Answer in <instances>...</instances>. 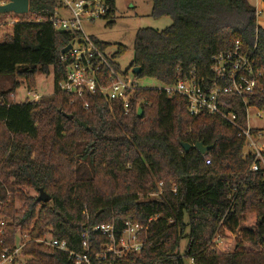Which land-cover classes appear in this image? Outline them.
<instances>
[{
  "label": "trees",
  "instance_id": "1",
  "mask_svg": "<svg viewBox=\"0 0 264 264\" xmlns=\"http://www.w3.org/2000/svg\"><path fill=\"white\" fill-rule=\"evenodd\" d=\"M57 2L29 0V18L14 22L0 41V76L18 75L28 90L38 71L52 70L54 79L52 93L36 101L15 103V80L0 92L2 239L13 246L19 230L31 239L50 233L80 250L83 228L113 223L119 233L131 219L147 225L146 241L118 264H264V177L250 172L253 157L242 156L244 139L218 115H190L183 96L162 88L135 90L127 117L109 113L98 96L72 101L57 83L65 73L59 56L73 35L46 21ZM255 12L248 0H151V16H169L171 23L136 30L127 70L139 67L136 79L163 85L192 69L205 77L211 58L239 40L263 72V92L251 104L264 109V26L257 27ZM114 13L111 0L107 27ZM125 52L116 44L114 56ZM196 142L211 148L201 156L181 147ZM39 189L50 196L47 203L29 193ZM90 235L96 250L104 238ZM22 255L27 264H73L66 253L34 241Z\"/></svg>",
  "mask_w": 264,
  "mask_h": 264
},
{
  "label": "built area",
  "instance_id": "2",
  "mask_svg": "<svg viewBox=\"0 0 264 264\" xmlns=\"http://www.w3.org/2000/svg\"><path fill=\"white\" fill-rule=\"evenodd\" d=\"M110 1L58 0L54 13L46 21L55 30L73 35L70 48L59 56L65 73L57 83L58 88L69 95L72 101L83 99L87 94L101 97L106 102L109 113L118 112L120 116L127 117L131 111L134 92L139 88L132 69L120 71L114 61L105 57V50L98 47L94 37L86 35L82 30L83 23L106 18ZM5 2L6 0H0V5ZM257 3L256 24L257 27H263L264 0H258ZM41 20V17L35 19L36 22ZM262 75L252 52L236 40L232 48L211 58L208 76H198L192 69L183 78L172 85H164L162 89L168 96L175 93L183 96L190 115L196 116L201 112L215 114L235 128L237 136L244 139V148H248L246 152L243 149L242 156L253 157L250 172H258L264 177V134L251 125V115L255 119L261 118L259 113H255L260 108L251 102L263 92L260 82ZM27 94L30 95L29 91ZM31 97L30 101L39 99L35 94ZM83 107L87 110L90 104L84 101ZM205 162L209 164L210 160L207 158ZM160 185L161 183L158 186ZM229 200L232 201L230 197ZM151 220L152 218L148 221ZM6 223L0 217V264H27V257L22 255V250L31 241L66 253L73 264H118L141 250L147 231V225L131 219L123 222L119 233L115 232L113 223L94 225L90 229H82L80 250H75L50 233L42 238L31 239L27 232L20 230L14 245L10 246L2 239L6 235ZM90 232L104 238V242H99L96 250L93 248ZM212 241L219 242L220 236H215ZM261 250L264 251V242ZM188 264H194V261L190 259Z\"/></svg>",
  "mask_w": 264,
  "mask_h": 264
},
{
  "label": "rangeland",
  "instance_id": "3",
  "mask_svg": "<svg viewBox=\"0 0 264 264\" xmlns=\"http://www.w3.org/2000/svg\"><path fill=\"white\" fill-rule=\"evenodd\" d=\"M257 1L248 0L249 4L254 7L258 6ZM114 5V25L112 27H107L104 19L96 18L92 23H83L82 30L86 35L108 44L104 51L105 57L114 61L120 71H126L130 67L133 58V40L136 30L144 27H151L158 30L163 29L170 25L171 18L169 16H151V0H114ZM22 18H29L28 13L23 15L13 13L0 15V41L10 32L11 25ZM116 44H121L126 47V52L123 55L114 56ZM14 80L20 82V85L15 89L13 94L15 103H22L26 99L29 101L32 100V94L37 95L39 98L50 95L54 87L52 70H49L48 74L38 71L35 75V87L31 90L27 89L23 79L18 75L13 77L0 76V92L11 89ZM136 82L139 88L160 89L164 87L162 83L153 78H138ZM28 91L29 96L27 94ZM255 113H259L261 118L255 119V116L251 115V125L263 131L264 134V109H257ZM247 150L248 148H244V152ZM29 193L31 195H38L32 190ZM15 206H19L17 201L15 202ZM186 243V238H183L180 242L179 251L181 254Z\"/></svg>",
  "mask_w": 264,
  "mask_h": 264
},
{
  "label": "water",
  "instance_id": "4",
  "mask_svg": "<svg viewBox=\"0 0 264 264\" xmlns=\"http://www.w3.org/2000/svg\"><path fill=\"white\" fill-rule=\"evenodd\" d=\"M28 11H29V0H6L4 4L0 5V15L8 14V13H13L16 15H23V14H27ZM69 48H70V44L65 46L61 50V53H65ZM132 72L134 74H138L140 72V68L133 67ZM141 112H142V109L138 107L137 108L138 115H141ZM181 147L185 151L193 147L202 156H204L208 152V150L211 148V146H206L202 142H196L194 145H191L189 143H181ZM37 200L43 203H47L50 200V196L46 192H44L42 189H39Z\"/></svg>",
  "mask_w": 264,
  "mask_h": 264
}]
</instances>
